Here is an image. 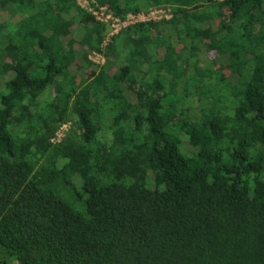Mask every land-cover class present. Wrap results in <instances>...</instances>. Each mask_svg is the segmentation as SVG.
I'll return each mask as SVG.
<instances>
[{
    "label": "trees",
    "instance_id": "1",
    "mask_svg": "<svg viewBox=\"0 0 264 264\" xmlns=\"http://www.w3.org/2000/svg\"><path fill=\"white\" fill-rule=\"evenodd\" d=\"M91 1L0 0V264H264V0Z\"/></svg>",
    "mask_w": 264,
    "mask_h": 264
},
{
    "label": "built area",
    "instance_id": "2",
    "mask_svg": "<svg viewBox=\"0 0 264 264\" xmlns=\"http://www.w3.org/2000/svg\"><path fill=\"white\" fill-rule=\"evenodd\" d=\"M88 13H90L95 18L96 21L101 23H106L108 25V28L112 30V34H118L122 29L128 26H133L137 23L157 21L156 18H154L153 20L152 18L141 20L142 17H144V15H141V13L140 14L138 13L136 15H129L126 17L125 20H119L117 18H114L111 14H109L105 8H99L96 5H94V7H92V9L88 11ZM170 17L171 15L164 14L163 16L159 17L158 20H162V19L168 20L170 19ZM68 125H69L68 123L63 124L58 129L55 136L51 139L52 143L58 144L62 142V140L66 136L65 131H67Z\"/></svg>",
    "mask_w": 264,
    "mask_h": 264
},
{
    "label": "rangeland",
    "instance_id": "3",
    "mask_svg": "<svg viewBox=\"0 0 264 264\" xmlns=\"http://www.w3.org/2000/svg\"><path fill=\"white\" fill-rule=\"evenodd\" d=\"M75 1L78 4V6L86 12H88L90 9H92V7H94L93 2L91 0H75ZM140 13H141V15H144V17H142L141 20H144V19L146 20L149 18H152V20L154 18H156L158 20V18L163 16L164 14L170 15L168 9L157 8V7H153V8H150L148 10H143ZM128 27H130V26H128ZM128 27L122 29L118 34H112V30H110V28H108L107 29L108 32H107V35H106V38L104 41V45H105V43L107 44L110 41V39H112L111 37H118ZM87 54H88V59L91 61V63L96 64L99 67L107 65V62H105V59L101 55H99L95 52H90V51ZM78 57H79L78 59H81L80 53H78ZM68 124H69L68 129H67V131H65V134L70 130L71 123L69 122Z\"/></svg>",
    "mask_w": 264,
    "mask_h": 264
}]
</instances>
